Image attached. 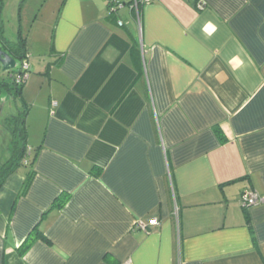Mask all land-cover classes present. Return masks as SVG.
Wrapping results in <instances>:
<instances>
[{
    "label": "crops",
    "instance_id": "crops-1",
    "mask_svg": "<svg viewBox=\"0 0 264 264\" xmlns=\"http://www.w3.org/2000/svg\"><path fill=\"white\" fill-rule=\"evenodd\" d=\"M114 2L53 0L49 51L26 41L35 175L0 187V264H264L240 202L264 194V0Z\"/></svg>",
    "mask_w": 264,
    "mask_h": 264
},
{
    "label": "rangeland",
    "instance_id": "rangeland-1",
    "mask_svg": "<svg viewBox=\"0 0 264 264\" xmlns=\"http://www.w3.org/2000/svg\"><path fill=\"white\" fill-rule=\"evenodd\" d=\"M52 2L53 0H4L2 16L5 37L10 41H16L19 35H22L26 38L27 43H33L36 46L35 51L40 49L49 51L55 19L54 14L50 11ZM28 57L30 58V55ZM21 64V59H18L17 66L14 69L18 70ZM11 78L10 72L4 71L0 64V79L10 81ZM2 107L3 114L0 118V156L2 157L0 164L7 161L9 156L4 158V154L11 155L14 146L15 135L8 126L15 127L16 121H7V115L18 114L20 110L24 109L25 104L22 100L13 97L4 90L0 95V109ZM35 133L36 129L33 122L32 134ZM29 144L34 145L35 143L29 141ZM24 166L27 165L24 164ZM24 166L21 169L23 171L26 169Z\"/></svg>",
    "mask_w": 264,
    "mask_h": 264
},
{
    "label": "trees",
    "instance_id": "trees-1",
    "mask_svg": "<svg viewBox=\"0 0 264 264\" xmlns=\"http://www.w3.org/2000/svg\"><path fill=\"white\" fill-rule=\"evenodd\" d=\"M115 5L116 2H113ZM3 9H4V0H0V44L2 48L9 51L14 57H16L17 62L18 59H21L22 62L27 61L26 59L29 56L26 38L22 35H19L18 40L10 41L4 35V22H3ZM19 68L12 69L11 80L7 81L5 79H0V93L6 90L10 95L15 98L22 99V90L24 82H17L16 73L20 72ZM24 102V101H23ZM28 106L25 103L24 109L20 110L18 114H15L10 118L11 121H16V126L13 127L9 125L8 127L14 132L15 139H14V146L12 149L11 157L5 161L4 163L0 164V187L5 183L10 175L17 171V169L26 164L29 169L26 173V177L22 188L18 194V197L25 194L35 175L34 163L36 159V153L32 155L29 143H28V131L26 127V115L28 112ZM218 132L221 133V130L218 129ZM226 137L222 136V140H225ZM30 155V156H29ZM70 199V194L68 192H62L53 202L52 207H63L66 202ZM39 238L46 239V235L41 231L37 226L29 233L23 243L20 245L19 252L24 253L27 251L30 246Z\"/></svg>",
    "mask_w": 264,
    "mask_h": 264
},
{
    "label": "built area",
    "instance_id": "built-area-1",
    "mask_svg": "<svg viewBox=\"0 0 264 264\" xmlns=\"http://www.w3.org/2000/svg\"><path fill=\"white\" fill-rule=\"evenodd\" d=\"M115 0H110V4H111V9L115 10L118 5H122L117 3L116 5L113 3ZM141 1H150V0H135L133 8L135 7L138 10V6L139 3ZM201 7L204 6V4H200ZM120 23L122 24L123 22L120 21ZM30 68V64L28 61H24L22 62L21 65V69L20 72L16 73V79L17 82H25L26 78L28 77V71ZM240 202L242 204V206L248 208L250 206L256 205L260 202H264V194H261L260 192H258L255 189H246L244 190L241 195H240ZM138 227H141L142 229H144L145 231H149L151 226H157L159 225L160 221L158 220V218H151L149 222L145 223L142 220H138L136 222Z\"/></svg>",
    "mask_w": 264,
    "mask_h": 264
},
{
    "label": "water",
    "instance_id": "water-1",
    "mask_svg": "<svg viewBox=\"0 0 264 264\" xmlns=\"http://www.w3.org/2000/svg\"><path fill=\"white\" fill-rule=\"evenodd\" d=\"M0 64L4 71L11 72L12 69L16 68L17 66V59L14 57L9 51L2 48L0 44ZM11 76V74H10ZM15 114L9 115L6 119L7 121L10 120L12 116Z\"/></svg>",
    "mask_w": 264,
    "mask_h": 264
}]
</instances>
